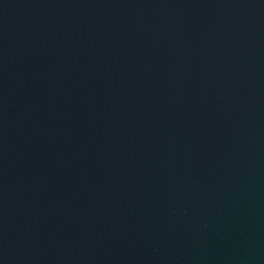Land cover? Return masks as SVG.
I'll list each match as a JSON object with an SVG mask.
<instances>
[{
    "label": "water",
    "instance_id": "95a60500",
    "mask_svg": "<svg viewBox=\"0 0 264 264\" xmlns=\"http://www.w3.org/2000/svg\"><path fill=\"white\" fill-rule=\"evenodd\" d=\"M0 264H264V0H0Z\"/></svg>",
    "mask_w": 264,
    "mask_h": 264
}]
</instances>
